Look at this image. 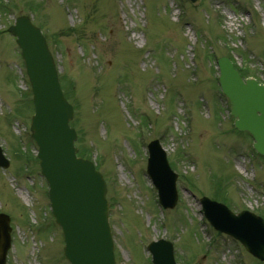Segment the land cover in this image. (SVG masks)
I'll use <instances>...</instances> for the list:
<instances>
[{
	"label": "rangeland",
	"instance_id": "1",
	"mask_svg": "<svg viewBox=\"0 0 264 264\" xmlns=\"http://www.w3.org/2000/svg\"><path fill=\"white\" fill-rule=\"evenodd\" d=\"M3 1L12 3L0 15V146L9 160L0 168V213L11 225L6 264H68L33 159L20 49L6 31L18 14L41 28L61 81L74 84L63 89L77 140L91 148L106 182L116 263L150 264L144 246L164 236L180 264H264L214 233L198 202L202 194L221 200L214 194L221 186L231 209H264V155L255 156L250 136L233 130L210 56L229 53L262 80L264 0ZM154 138L178 175L177 203L161 213L145 172L146 143Z\"/></svg>",
	"mask_w": 264,
	"mask_h": 264
},
{
	"label": "water",
	"instance_id": "2",
	"mask_svg": "<svg viewBox=\"0 0 264 264\" xmlns=\"http://www.w3.org/2000/svg\"><path fill=\"white\" fill-rule=\"evenodd\" d=\"M191 2L196 4L199 0ZM8 30L17 35L31 83L35 106L32 137L38 144L41 172L50 184L53 214L63 228L64 254L71 264H114L104 182L92 163L75 155L76 135L68 126L72 107L62 95L45 40L25 16L18 17ZM217 63L222 91L228 96L231 113L236 117L235 126L249 131L255 139V148L264 153V86L253 79L243 81L226 57H220ZM149 149L152 164L148 172L160 188L163 200L173 206L175 175L169 170L157 140L149 144ZM7 164L0 149V165ZM171 191L173 195H169ZM201 202L205 215L216 228L237 237L253 254L264 259L262 219L246 211L235 215L207 198ZM9 231V217L0 214V264H5ZM149 249L154 264H175L170 242H152Z\"/></svg>",
	"mask_w": 264,
	"mask_h": 264
},
{
	"label": "trees",
	"instance_id": "3",
	"mask_svg": "<svg viewBox=\"0 0 264 264\" xmlns=\"http://www.w3.org/2000/svg\"><path fill=\"white\" fill-rule=\"evenodd\" d=\"M79 152L81 155H84V149L82 147H80Z\"/></svg>",
	"mask_w": 264,
	"mask_h": 264
},
{
	"label": "bare ground",
	"instance_id": "4",
	"mask_svg": "<svg viewBox=\"0 0 264 264\" xmlns=\"http://www.w3.org/2000/svg\"><path fill=\"white\" fill-rule=\"evenodd\" d=\"M17 193L20 195V192L19 191H17Z\"/></svg>",
	"mask_w": 264,
	"mask_h": 264
}]
</instances>
